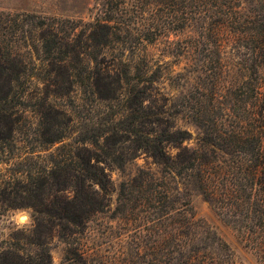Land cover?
I'll list each match as a JSON object with an SVG mask.
<instances>
[{
	"label": "rangeland",
	"instance_id": "374dc122",
	"mask_svg": "<svg viewBox=\"0 0 264 264\" xmlns=\"http://www.w3.org/2000/svg\"><path fill=\"white\" fill-rule=\"evenodd\" d=\"M237 1L245 15L264 16V0ZM104 2L0 0V12L37 16L47 22L55 19V33L48 34L62 48L52 57L32 45L18 46L14 64L3 63L5 69L21 74L14 86L21 95L7 105L0 103V264H181L183 260L178 236L173 235L180 220L142 214L139 207L150 191V184L144 183L148 174L160 175L163 169L136 149L135 137L116 130L122 126L118 121L131 119L134 113L126 88L116 91L114 101L103 102L95 96L88 100L82 87L66 83L70 74L73 77L82 70L85 75L98 68L103 69L101 78L107 76L109 85L118 90L116 75L106 74L98 63L103 60L102 49L96 44L107 42L106 30L96 27L103 19ZM175 35L185 38L181 33ZM117 38L109 39L108 48H117L112 54L119 57L123 51L114 42ZM253 45L249 40H233L222 51L223 57L256 55ZM149 51L154 66L141 75L144 83L139 85H144L139 93L145 100L136 106L142 121L137 128L186 130L192 139L189 146L195 147L205 137L203 126L209 123L192 119L179 108L183 94L194 91L187 60H174L157 48ZM61 55L67 60L56 59ZM89 56L98 62L91 63ZM183 74L188 76L186 81ZM35 78L50 81L43 85ZM60 80H65L60 88L68 94L46 98L48 92L59 89L51 84ZM228 80L223 74L217 87L210 89V93L215 91L212 117L221 119L226 109L239 110L241 90L235 92ZM155 119L160 120L157 125ZM86 158L106 171L110 180L107 195L98 198V186L78 178L77 170ZM81 196L104 203L106 209L74 214ZM191 203L194 221L204 236L192 250L200 252L202 261L264 264V201H259L257 214L229 218L219 216L201 195L193 194Z\"/></svg>",
	"mask_w": 264,
	"mask_h": 264
},
{
	"label": "trees",
	"instance_id": "16d2710c",
	"mask_svg": "<svg viewBox=\"0 0 264 264\" xmlns=\"http://www.w3.org/2000/svg\"><path fill=\"white\" fill-rule=\"evenodd\" d=\"M104 1L103 19L96 22V27L106 30L107 42L96 44L102 49L103 60L89 58L91 63L98 62L104 67L106 74L116 75L113 79L118 90L109 85L107 76L101 78L103 69L98 68L85 75L82 70L73 77L70 74L66 83L82 87L88 100L95 96L103 102L114 101L116 91L126 88L134 113L131 119L118 121L122 126L116 130L135 137L136 149L146 152L163 169L160 175L150 171L144 181L150 184V191L139 206L141 213L179 219L180 225L173 235L178 236L181 264H208L207 260H201L198 250H192L204 239L203 229L194 221L193 194L201 195L223 218L257 214L259 201H264V16L256 19L245 15L237 0ZM47 21L37 16L0 12V103L7 105L21 95L14 90L21 74L3 66V63L14 64L18 46L32 45L52 57L55 52H61L58 42L50 41L48 34L55 33L56 21ZM175 33L185 38L178 39ZM114 36L118 37L114 42L123 51L119 57L112 54L117 48H108L109 39ZM243 39L254 44L256 55L223 57L222 51L229 42ZM151 47L174 60L186 59L187 71L194 75L191 84L194 91L183 94L179 108L192 119L209 123L203 126L207 130L205 137L195 147L189 146L192 139L186 130H171L168 126L159 132L137 128L142 121L136 106L145 100L139 93L144 85H139L144 83L141 75L154 66ZM67 58L61 55L56 59ZM223 74L229 77L230 88L234 87L235 92L241 90L242 103L239 110L222 111L224 115L218 119L212 117L210 105L215 104V91L210 93V89L217 87ZM181 78L186 81L188 76L183 74ZM34 81L46 85L50 80L35 78ZM55 83L51 85L59 89L48 92L46 98L68 94L62 92L66 88H60L65 80ZM155 121L156 125L160 122ZM97 166L86 158L77 174L82 181L98 186L99 198L108 194L110 180L106 171ZM79 200L80 208L76 207L74 214H97L106 209L99 201L95 204L87 197Z\"/></svg>",
	"mask_w": 264,
	"mask_h": 264
},
{
	"label": "bare ground",
	"instance_id": "6f19581e",
	"mask_svg": "<svg viewBox=\"0 0 264 264\" xmlns=\"http://www.w3.org/2000/svg\"><path fill=\"white\" fill-rule=\"evenodd\" d=\"M25 218H22V220H24Z\"/></svg>",
	"mask_w": 264,
	"mask_h": 264
}]
</instances>
